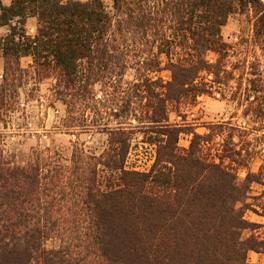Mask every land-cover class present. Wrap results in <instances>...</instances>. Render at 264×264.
<instances>
[{"label": "trees", "instance_id": "16d2710c", "mask_svg": "<svg viewBox=\"0 0 264 264\" xmlns=\"http://www.w3.org/2000/svg\"><path fill=\"white\" fill-rule=\"evenodd\" d=\"M235 15L264 57V0H0V264H252L250 252L264 254V225L246 218H264V203L247 202L264 187V158L238 181L206 154V136L192 132L181 148L185 132L169 120L202 73L217 75L208 55L228 53L222 30ZM45 81L66 107L55 131L77 141L9 152L3 128ZM139 132L156 135L145 172L127 167ZM89 133L108 137L103 149L79 140Z\"/></svg>", "mask_w": 264, "mask_h": 264}, {"label": "rangeland", "instance_id": "374dc122", "mask_svg": "<svg viewBox=\"0 0 264 264\" xmlns=\"http://www.w3.org/2000/svg\"><path fill=\"white\" fill-rule=\"evenodd\" d=\"M26 28L30 35H35L36 19H29ZM8 32L9 27H1L0 37ZM222 34L229 46L228 53L223 56L214 53L208 55L210 62L217 66L212 70L217 75L202 73L196 82L198 91L184 97L179 103L170 104L169 120L185 132L180 137L181 148H189L192 132L206 136L209 140L205 146L206 154L217 161L222 158L224 166L237 175L238 181L239 178L244 181L248 171L259 173L264 158V57L251 43L252 27L245 16L231 17ZM31 63L30 58L21 60L24 68H29ZM2 68L3 59L0 57V82ZM135 74L134 70H129L124 83L132 82ZM159 76L166 80L169 73L153 75L155 78ZM251 80H254V85ZM37 86L39 90L37 93L30 92V97L22 93L21 110L14 114L9 128H3L7 130L6 148L9 152L28 153L39 142L70 148V142L78 139L55 131V126L66 116V107L54 100L50 82L45 81ZM202 89L207 91H200ZM110 92L114 95L109 98L111 102H117L116 91L111 89ZM107 138L106 135L89 133L82 134L79 140L88 147L100 150L104 148ZM154 138L156 135L149 132H139L133 136L128 168L143 172L150 170L156 158V146L149 144V141ZM263 191V186L254 184L248 204L264 203V199L259 202L253 198ZM258 210L262 212L261 205ZM246 218L264 225V218L252 211L246 213ZM256 232L264 238V226ZM250 235V231L244 232L245 238ZM49 245L57 246V243L52 241ZM248 258L252 264H264V254L250 252Z\"/></svg>", "mask_w": 264, "mask_h": 264}, {"label": "crops", "instance_id": "0c3cea01", "mask_svg": "<svg viewBox=\"0 0 264 264\" xmlns=\"http://www.w3.org/2000/svg\"><path fill=\"white\" fill-rule=\"evenodd\" d=\"M12 0H3L4 5L10 6Z\"/></svg>", "mask_w": 264, "mask_h": 264}]
</instances>
